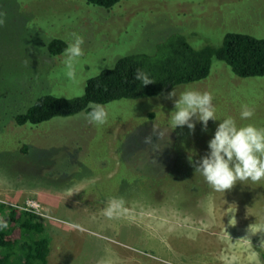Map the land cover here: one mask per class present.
Returning <instances> with one entry per match:
<instances>
[{
	"label": "rangeland",
	"instance_id": "1",
	"mask_svg": "<svg viewBox=\"0 0 264 264\" xmlns=\"http://www.w3.org/2000/svg\"><path fill=\"white\" fill-rule=\"evenodd\" d=\"M0 13V102L22 106L42 94L81 96L119 58L154 54L178 36L195 48L219 47L229 32L264 38V0H119L110 9L0 0ZM72 34L83 38V54L69 77L64 52L48 45ZM174 88L207 91L218 118L264 128V76L241 77L215 58L205 79ZM172 90L101 105L102 125L85 111L16 128L0 121V202L36 205L51 237L48 264H264V181L217 192L194 174L188 156L207 153L220 121L210 119L207 131L199 121L171 129ZM241 105L252 117L240 119ZM154 125L164 135L146 143ZM22 135L28 154L16 148ZM111 200L122 203L107 217Z\"/></svg>",
	"mask_w": 264,
	"mask_h": 264
},
{
	"label": "trees",
	"instance_id": "2",
	"mask_svg": "<svg viewBox=\"0 0 264 264\" xmlns=\"http://www.w3.org/2000/svg\"><path fill=\"white\" fill-rule=\"evenodd\" d=\"M89 4L113 8L119 0H85ZM67 47L63 39H53L48 49L61 54ZM225 61L241 77L264 76V38L241 32H229L219 47L195 48L183 36L176 37L165 49L154 54L131 53L119 58L114 67L88 79L84 93L76 97L40 95L34 103L22 106L13 99L1 98L0 121L5 125H38L55 117L89 111V104L104 105L120 99H140L170 91L177 85L205 79L214 59ZM137 69L154 81L139 87L134 81ZM6 94L4 97H8ZM11 131V130H10ZM17 151L28 154L30 144L16 136ZM0 264H48L51 237L44 222L31 209L0 202ZM264 260V255H263Z\"/></svg>",
	"mask_w": 264,
	"mask_h": 264
},
{
	"label": "clouds",
	"instance_id": "3",
	"mask_svg": "<svg viewBox=\"0 0 264 264\" xmlns=\"http://www.w3.org/2000/svg\"><path fill=\"white\" fill-rule=\"evenodd\" d=\"M3 23V14L0 13V25ZM66 43L64 63L69 68L67 75L71 77L74 59L83 54L81 48L83 38L72 34V38ZM108 67L111 68L114 65ZM133 79L139 81V87L154 81L141 69L135 71ZM174 97H176L173 101L174 109L170 112L168 120L171 129L186 125L190 130H194L195 122L199 121L202 124V130L207 131L210 119L220 121L214 134L208 140L207 153L198 160H194L191 153L188 156L194 174H199L207 185L217 192H225L237 182L264 181V128L253 124L237 125L235 119L230 116L223 119L218 118L212 103L213 98L207 91L201 92L186 88L177 93L173 88L167 94V98ZM88 107L86 119L90 123L102 125L106 122L108 113L103 106L90 103ZM252 115L253 110L249 106L241 105L239 111L241 120H247ZM154 135L161 138L164 132L154 125L152 133L145 137V142L150 143ZM121 203V201L111 200L104 208L103 215L112 217L113 213L120 208ZM0 227H6V225H0ZM260 230L264 231V224L260 226Z\"/></svg>",
	"mask_w": 264,
	"mask_h": 264
},
{
	"label": "built area",
	"instance_id": "4",
	"mask_svg": "<svg viewBox=\"0 0 264 264\" xmlns=\"http://www.w3.org/2000/svg\"><path fill=\"white\" fill-rule=\"evenodd\" d=\"M31 206L30 207H25V208H28V209H31V210H33L34 212L36 211V205L35 204H30Z\"/></svg>",
	"mask_w": 264,
	"mask_h": 264
}]
</instances>
